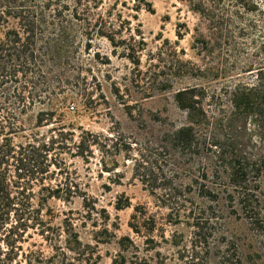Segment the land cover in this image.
I'll return each mask as SVG.
<instances>
[{"label": "rangeland", "instance_id": "1", "mask_svg": "<svg viewBox=\"0 0 264 264\" xmlns=\"http://www.w3.org/2000/svg\"><path fill=\"white\" fill-rule=\"evenodd\" d=\"M103 1V9L129 24L138 51L129 59L125 48L98 36L88 47L79 44L63 65L64 89L78 93L63 115L36 128V110L24 117L46 140L61 133L60 144L71 145L60 149L57 180L75 195L47 200L43 223L28 230L24 250H40L46 264L53 256L62 259L58 247L73 264H112L119 254L125 264H264L263 177L253 183L254 207L246 213L222 193L214 201L203 199L171 150L158 152L160 170L149 177L136 161L154 154L164 128L184 122L176 89L197 84L206 91L204 102L213 104L211 94L226 102V91L253 81L257 68H264L261 18L248 15L220 40L183 1ZM203 39L209 42L204 47ZM82 131L97 137L84 158L73 145ZM119 200L130 205L116 209ZM124 237L126 248L120 244Z\"/></svg>", "mask_w": 264, "mask_h": 264}, {"label": "trees", "instance_id": "2", "mask_svg": "<svg viewBox=\"0 0 264 264\" xmlns=\"http://www.w3.org/2000/svg\"><path fill=\"white\" fill-rule=\"evenodd\" d=\"M180 1L206 19L220 40L249 19L248 15L264 23V0ZM103 4V0H0V264H46L40 250H24L28 230L42 225L48 199L75 196L66 192V183L57 180L60 149L71 145L60 144L61 133L46 140L26 126L24 117L36 110V128L50 117L63 115V108L78 95L64 89L63 65L67 66V54L76 53L79 44L88 47L98 36L113 48H125L129 59L138 51L129 24L125 25L119 13L103 9ZM199 42L202 47L209 43L206 39ZM257 69L252 82L226 91V102L211 94L209 99L215 101L205 103L206 91L197 84L176 89L173 98L184 113V122L164 128L154 154L136 160L149 171L145 175L160 170L161 149L171 150L188 167L189 183L196 184L203 199L214 201L222 193L224 201L239 203L246 213L251 212L253 183L264 178V68ZM81 133L73 145L76 155L84 158L97 137L88 131ZM114 143L116 151L120 150V142ZM129 205L128 200H119L116 209ZM125 241L129 238H121L123 248ZM55 251L62 259L53 256L52 264H73L61 247ZM125 262L119 254L111 263Z\"/></svg>", "mask_w": 264, "mask_h": 264}]
</instances>
